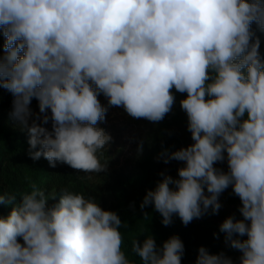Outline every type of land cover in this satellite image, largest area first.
<instances>
[{"label": "clouds", "instance_id": "clouds-1", "mask_svg": "<svg viewBox=\"0 0 264 264\" xmlns=\"http://www.w3.org/2000/svg\"><path fill=\"white\" fill-rule=\"evenodd\" d=\"M253 23L264 32V0H0V88L13 96L10 116L27 129L31 159L86 174L107 171L98 153L112 137L98 127L107 112L100 94L159 122L172 89L186 93L193 143L160 153L183 166L178 178L161 172L140 208L187 226L218 214L231 186L242 218L227 217L220 232L239 264H264V57ZM33 98L43 115L29 124ZM224 161L227 171L215 166ZM20 197L0 194V205H13L0 217V264H134L122 250L126 222L94 197L65 190L49 205L56 196L34 184ZM131 245L143 264H181L185 252L177 235ZM195 264L233 261L201 246Z\"/></svg>", "mask_w": 264, "mask_h": 264}, {"label": "rangeland", "instance_id": "rangeland-1", "mask_svg": "<svg viewBox=\"0 0 264 264\" xmlns=\"http://www.w3.org/2000/svg\"><path fill=\"white\" fill-rule=\"evenodd\" d=\"M253 26L257 25L255 23ZM259 40L261 43L260 53L264 57V32L260 31ZM5 37L0 31V44L3 47ZM173 94L175 89H172ZM183 99L186 93H180ZM101 104L107 108L105 120L98 123V127L103 128L106 133L110 134L112 141L103 150V154L98 153L102 162L107 161V171L95 174H86L80 171L84 177L86 184L91 187L93 196L99 206L104 210L115 212L122 222H126V226L120 229L123 243L122 246L127 249V252L133 259L135 264H143V261L132 252L131 242L134 239L143 241L146 237L152 235L158 246H162L163 242L173 235H177L182 240L185 252L182 257L181 264H195L198 249L203 246L207 248L211 254L223 253L230 257L233 264H239L241 253L231 248L225 242V234L220 232V224L229 216L234 215L237 219L242 216L238 209L241 206L239 197H237L229 186L219 197L222 205L218 214L209 213L198 219H193L185 226L180 218L173 216V221L170 225L162 224L161 215L155 211L152 205L146 206L141 210L140 205L148 190H154L156 184L162 177L145 168L146 164L152 163L155 156L160 157V153L164 150L169 152L178 150L181 147H186L193 143L188 135L187 126L184 123L187 118L186 113L180 107V101L175 98V103L172 110L168 113L171 116H177L181 119L178 123L161 124L159 122H150L146 119H136L129 116L124 108L110 106L107 98L100 94L98 96ZM12 111V103L4 105L0 110V124L5 125L8 129L14 132L23 131L28 134L18 121L10 116ZM33 115L29 120H36L41 123L37 117L42 116L39 108L31 109ZM50 116V110H48ZM51 130V120L48 124L43 125ZM158 130H163L170 136H178L179 140L172 147H155L154 138ZM20 146H13V150H19ZM142 147V151H138ZM163 160V159H162ZM163 165L167 170V174L173 178H178L177 169L183 166V162L171 160ZM218 168L227 171V162L217 163ZM48 177L42 176L38 188L43 189L48 194H55V189H50L46 186ZM17 196L16 203L21 200L20 194ZM53 199H49L48 204L51 205ZM10 205H0V212L3 217H7L10 213ZM144 213H148L145 217ZM153 225L158 231L140 235L132 232L130 229L133 225ZM215 234V235H214ZM246 239L247 237H239Z\"/></svg>", "mask_w": 264, "mask_h": 264}, {"label": "trees", "instance_id": "trees-1", "mask_svg": "<svg viewBox=\"0 0 264 264\" xmlns=\"http://www.w3.org/2000/svg\"><path fill=\"white\" fill-rule=\"evenodd\" d=\"M252 30L259 38L260 30L251 25ZM261 48V43H260ZM260 50V49H259ZM4 50L0 44V56H3ZM174 95L177 101H181L183 97L180 92L174 91ZM13 96L7 90L0 88V110L4 105L12 103ZM31 109L39 108L38 101L33 98ZM181 119L177 116H171L166 114L164 119L159 121L161 124H173L180 122ZM184 123L187 126V118ZM188 135L191 137V133L188 131ZM28 139L29 135L23 131L14 132L3 124H0V194H24L32 190V185H38L43 175L48 177L46 186L50 189H55L56 199L51 203L58 202L59 196L63 194L65 190L83 194L87 196H93L91 187H89L80 170H75L67 164L57 163L56 167H50L46 159L41 158L38 161H33L28 155ZM179 140L178 136H170L163 130H158L155 133L154 145L155 147H172ZM13 146H20L19 150H13ZM155 160L152 163L146 164L145 168L149 171H154L160 175L161 172L167 174V170L163 165L162 158L155 156ZM13 205H10L12 210ZM0 217H3L0 212ZM132 232L140 235H147V233L158 231L153 225H133ZM20 239V238H18ZM20 242L23 243L22 239ZM122 250L125 252L127 258L133 261L127 249L122 246ZM135 264V263H134Z\"/></svg>", "mask_w": 264, "mask_h": 264}]
</instances>
